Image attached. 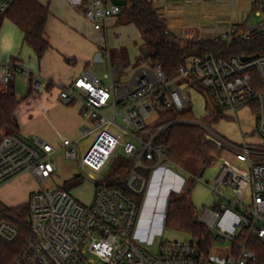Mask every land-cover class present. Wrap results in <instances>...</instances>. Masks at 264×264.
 <instances>
[{
  "label": "built area",
  "instance_id": "2783aa9c",
  "mask_svg": "<svg viewBox=\"0 0 264 264\" xmlns=\"http://www.w3.org/2000/svg\"><path fill=\"white\" fill-rule=\"evenodd\" d=\"M258 1L261 21L243 33L231 26L223 36L228 45L248 41L253 32L264 36V0ZM14 2L0 0V12ZM122 12L111 0H92L84 16L100 31ZM110 69L109 85L85 72L60 88L63 106L80 105L83 126L77 138L62 137L56 146L20 135L0 142V189L23 174L39 186L28 200L29 238L10 264H260L248 246L251 240L264 243V145L247 143L248 136L241 132V143L235 144L207 130L209 141L225 154L215 186H210L212 196L197 214L198 222L214 235L212 250L205 254L188 240L167 242L157 253H149L148 247L164 232L171 196L183 193L186 179L171 169L168 150L156 143L170 124L153 130L147 121L160 109H185L189 99L176 81L191 78L210 92L217 108L235 119L239 109L256 101L257 133L264 139V55L245 62L241 57H190L172 81L151 64L129 69L133 74L128 79L122 77L126 70L120 62ZM18 75L31 77L15 62L0 64L1 87H9ZM34 88H40L38 82ZM61 150L77 161L81 175L87 169L96 182L90 207L77 203L67 191L42 188L56 172L52 158ZM122 156L131 163L122 186L106 183L109 168ZM234 161L246 164L248 171ZM18 235L12 225L0 224V245L15 244ZM226 245V258L212 256L215 247Z\"/></svg>",
  "mask_w": 264,
  "mask_h": 264
},
{
  "label": "crops",
  "instance_id": "0c3cea01",
  "mask_svg": "<svg viewBox=\"0 0 264 264\" xmlns=\"http://www.w3.org/2000/svg\"><path fill=\"white\" fill-rule=\"evenodd\" d=\"M34 1L50 11L46 35L51 49L39 61L34 51L24 43L21 30L11 20L4 18L0 21V64L15 62L31 73L29 78L22 75L14 77L10 84L17 98L18 79L22 78L23 83L25 80L28 87L31 83L32 87L29 96L27 92L23 98H18H26L17 113L20 136L38 137L56 146L62 137L77 138L83 126L80 105L65 108L58 100L60 88L68 87L85 72L95 75L106 85L104 80L110 81V67L116 62L123 65L120 58L111 61L112 52H125L127 63L123 67L126 72L122 77H126L129 69L145 60L142 57L144 42L134 24H122L119 18L108 20L100 31H95L84 16L92 0ZM147 1L152 4L166 30L179 43L192 36L201 41L223 39L231 26L243 33L242 29L249 30L261 21L257 15L262 11L258 0ZM253 15L260 18L257 24L249 23ZM34 82L39 83L38 90L34 89ZM189 90L203 100L208 115L203 96L194 89ZM24 178L32 180L31 176L23 174L11 182ZM38 189L35 182L26 192L30 197Z\"/></svg>",
  "mask_w": 264,
  "mask_h": 264
},
{
  "label": "trees",
  "instance_id": "16d2710c",
  "mask_svg": "<svg viewBox=\"0 0 264 264\" xmlns=\"http://www.w3.org/2000/svg\"><path fill=\"white\" fill-rule=\"evenodd\" d=\"M126 2L119 17L122 24H134L147 48V55L142 57L153 66H160L167 80H177L179 70L190 57L205 58L213 55L218 59L228 60L231 57H255L264 55V36L253 32L248 41H238L231 45L223 39L213 41L195 40L194 37L179 43L167 30L164 23L158 19L152 4L147 0H122ZM4 18L11 20L23 33L24 43L28 45L40 61L51 49L46 35V25L50 18L48 8L42 7L34 0H15L4 13L0 12V21ZM239 29V28H238ZM241 30V29H240ZM247 32L248 30H241ZM120 58L123 65L127 63L124 51L111 53V61ZM126 66V65H125ZM177 86L185 92L194 89L205 99L208 115L197 120L191 105H187L181 112L174 109H160L164 116L163 125L170 126L157 137L156 143L163 144L168 150L169 164L179 170L200 165L202 175L212 164L225 154L211 141L207 140V130L219 123L225 112L217 108L210 92L191 78L179 79ZM32 92L30 83L28 96ZM26 99V98H25ZM25 99H18L10 86L3 90L0 86V142L13 135H20L17 113ZM252 110L259 111L256 101L251 103ZM165 139H160L162 134ZM131 163L125 157L117 159L109 168L104 181L112 185L122 186L127 177V170ZM80 178H75L71 185H78ZM67 191V189H63ZM28 204L19 207H8L0 201V224L5 222L18 231V240L13 245H0V264H10L25 247L30 235L28 222ZM166 227L187 235L197 243L203 253L208 254L214 246L213 233L197 220V211L190 199V192L172 195L168 207ZM249 250L255 253L260 264H264V243L251 240Z\"/></svg>",
  "mask_w": 264,
  "mask_h": 264
},
{
  "label": "rangeland",
  "instance_id": "374dc122",
  "mask_svg": "<svg viewBox=\"0 0 264 264\" xmlns=\"http://www.w3.org/2000/svg\"><path fill=\"white\" fill-rule=\"evenodd\" d=\"M259 20L260 18H257L253 15L251 16L249 23L257 24ZM149 64L150 62L148 60H141L133 67V69L135 70L139 67ZM130 71H128V74H126L125 79L130 78V76L133 74L132 71ZM22 80V78L17 80L18 98H23L25 95H27L29 89L27 83H25V80L24 83L22 82ZM104 83L106 85H109L110 81L104 80ZM2 89L6 90L5 87H2ZM185 93L188 96V104L191 105L195 118L199 120L206 116L207 114L203 107V100L194 95L189 89L186 90ZM64 107L66 108V106ZM57 111H59V109ZM255 111L257 112V109L253 111L252 108L249 107L241 108L237 111V119H235L230 112L225 111V117L221 121H219L218 124L214 125L211 128V131L235 144L241 143V132L244 136H248L245 138L247 143L255 144L258 146L264 145V139H262L257 133L258 113H256ZM163 121L164 116L161 115L159 110H157L156 114H154V116H152L147 121V124L149 125V128L155 130L163 124ZM165 136V133L162 134L160 136V139H165ZM51 143H56V141H51ZM86 144L87 141H84L82 143V146H85ZM159 145L161 147H164L163 144ZM52 162L56 167V172L46 183L42 185V188L50 192L67 189L68 193L77 203L84 207H90L94 201L97 189L96 182L92 181L89 178L90 172L87 169H83L82 172L84 176L81 175V171L78 167L77 161L66 158L65 150H61L57 154H55L52 158ZM224 163V159L216 160L212 164V166L209 167L202 175H200V165L189 167L184 170V172L170 165L172 170L176 171L186 179L183 193L186 191L190 192V199L197 211V214L199 212H202L204 207L209 202L212 196L210 186H215L214 181ZM233 165L244 171H248V167L246 164L234 161ZM77 177L80 178L81 182L75 186L71 185V182ZM34 183L35 181L33 179L31 180L26 178L9 183L7 186H5L4 189L1 190L0 201L6 206L11 207L27 205L29 195L26 191H28V188L31 187ZM188 240H191L189 236L180 234L165 226L162 236H157L155 238L154 245L148 247V251L150 254H155L157 253L161 244L167 242ZM228 255V245L223 247L217 246L212 251V256L214 258H226Z\"/></svg>",
  "mask_w": 264,
  "mask_h": 264
},
{
  "label": "water",
  "instance_id": "95a60500",
  "mask_svg": "<svg viewBox=\"0 0 264 264\" xmlns=\"http://www.w3.org/2000/svg\"><path fill=\"white\" fill-rule=\"evenodd\" d=\"M111 2L114 4V5H117V6H121V7H125L126 5V2L125 1H122V0H111ZM148 53V50L147 48L144 49V55H147ZM251 57H245V58H242V61H248L250 60ZM207 140H210L209 137H206Z\"/></svg>",
  "mask_w": 264,
  "mask_h": 264
}]
</instances>
